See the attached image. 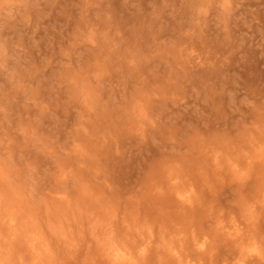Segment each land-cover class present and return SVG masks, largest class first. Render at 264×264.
I'll list each match as a JSON object with an SVG mask.
<instances>
[{"label": "rangeland", "instance_id": "1", "mask_svg": "<svg viewBox=\"0 0 264 264\" xmlns=\"http://www.w3.org/2000/svg\"><path fill=\"white\" fill-rule=\"evenodd\" d=\"M0 264H264V0H0Z\"/></svg>", "mask_w": 264, "mask_h": 264}, {"label": "bare ground", "instance_id": "2", "mask_svg": "<svg viewBox=\"0 0 264 264\" xmlns=\"http://www.w3.org/2000/svg\"><path fill=\"white\" fill-rule=\"evenodd\" d=\"M200 246H203V243L200 244ZM115 257H116V258H122V259H123V258L125 257V254H124V253H119V252H118L117 254H115Z\"/></svg>", "mask_w": 264, "mask_h": 264}]
</instances>
